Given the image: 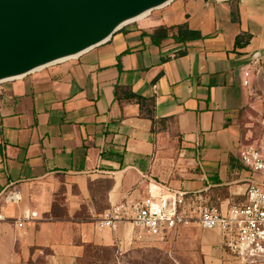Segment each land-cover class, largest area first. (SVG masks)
Returning <instances> with one entry per match:
<instances>
[{
  "label": "crops",
  "instance_id": "crops-1",
  "mask_svg": "<svg viewBox=\"0 0 264 264\" xmlns=\"http://www.w3.org/2000/svg\"><path fill=\"white\" fill-rule=\"evenodd\" d=\"M159 27L169 38L154 45ZM179 27L194 40L174 41ZM252 63L246 89L242 72ZM120 88L153 98L165 123L153 127ZM259 135L264 0H173L76 59L3 83L0 264H111L95 251L119 261L141 239L138 229L96 223L145 198L152 182L202 192L223 212L241 206L251 183L264 184L238 159ZM12 192L20 201L5 203ZM24 213L32 217L22 222ZM196 228L205 264H240L219 231Z\"/></svg>",
  "mask_w": 264,
  "mask_h": 264
},
{
  "label": "water",
  "instance_id": "water-1",
  "mask_svg": "<svg viewBox=\"0 0 264 264\" xmlns=\"http://www.w3.org/2000/svg\"><path fill=\"white\" fill-rule=\"evenodd\" d=\"M173 0H0V85L76 59Z\"/></svg>",
  "mask_w": 264,
  "mask_h": 264
},
{
  "label": "built area",
  "instance_id": "built-area-1",
  "mask_svg": "<svg viewBox=\"0 0 264 264\" xmlns=\"http://www.w3.org/2000/svg\"><path fill=\"white\" fill-rule=\"evenodd\" d=\"M257 71L254 63L243 70V88H250L251 76ZM238 159L243 167L264 177V141L240 150ZM245 198L243 205L223 212L202 192L152 182L145 198L113 206L101 216L96 227L115 230L120 224H129L138 229L141 238H163L184 226L198 225L202 230L219 231L222 247L240 264L264 263V184L251 183ZM4 201L15 204L20 197L12 192ZM31 217L32 214L24 213L22 222ZM2 221L4 217L0 215Z\"/></svg>",
  "mask_w": 264,
  "mask_h": 264
},
{
  "label": "rangeland",
  "instance_id": "rangeland-1",
  "mask_svg": "<svg viewBox=\"0 0 264 264\" xmlns=\"http://www.w3.org/2000/svg\"><path fill=\"white\" fill-rule=\"evenodd\" d=\"M259 136L250 143L263 142V136ZM191 226H184L163 238L142 237L119 261L105 251H95L94 257L111 264H205L196 241L198 228L191 229Z\"/></svg>",
  "mask_w": 264,
  "mask_h": 264
},
{
  "label": "trees",
  "instance_id": "trees-1",
  "mask_svg": "<svg viewBox=\"0 0 264 264\" xmlns=\"http://www.w3.org/2000/svg\"><path fill=\"white\" fill-rule=\"evenodd\" d=\"M168 33H169V29H167L166 27H159L153 30L149 35L151 38L152 44L159 45L162 41L168 39L169 38ZM172 38L176 42L177 41L185 42L188 40L190 41L194 40L192 33L188 31L186 27H179L178 36L172 37ZM120 92L122 96L125 98V100L132 101L139 106L140 116L142 118L148 119L152 123L153 127H155L156 125L165 123L166 120L156 119L155 117V101L153 98L145 99L142 97L132 95L130 89L128 88H120ZM115 97L119 98V87L116 88Z\"/></svg>",
  "mask_w": 264,
  "mask_h": 264
},
{
  "label": "bare ground",
  "instance_id": "bare-ground-1",
  "mask_svg": "<svg viewBox=\"0 0 264 264\" xmlns=\"http://www.w3.org/2000/svg\"><path fill=\"white\" fill-rule=\"evenodd\" d=\"M141 19V18H140Z\"/></svg>",
  "mask_w": 264,
  "mask_h": 264
}]
</instances>
